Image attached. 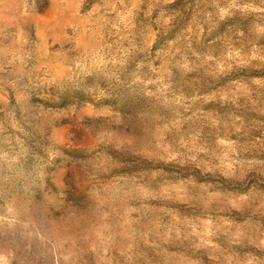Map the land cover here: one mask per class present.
<instances>
[{
	"label": "rangeland",
	"instance_id": "obj_1",
	"mask_svg": "<svg viewBox=\"0 0 264 264\" xmlns=\"http://www.w3.org/2000/svg\"><path fill=\"white\" fill-rule=\"evenodd\" d=\"M0 264H264V0H0Z\"/></svg>",
	"mask_w": 264,
	"mask_h": 264
}]
</instances>
